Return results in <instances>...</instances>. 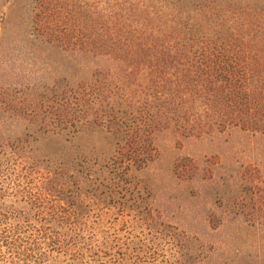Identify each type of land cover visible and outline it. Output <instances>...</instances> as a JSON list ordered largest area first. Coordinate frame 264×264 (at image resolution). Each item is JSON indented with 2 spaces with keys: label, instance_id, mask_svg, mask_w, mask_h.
I'll return each instance as SVG.
<instances>
[{
  "label": "trees",
  "instance_id": "obj_1",
  "mask_svg": "<svg viewBox=\"0 0 264 264\" xmlns=\"http://www.w3.org/2000/svg\"><path fill=\"white\" fill-rule=\"evenodd\" d=\"M181 6L182 0H35L32 42L111 61L71 91L41 129L102 126L116 137V175L147 167L157 155L153 136L165 129L196 137L230 128L264 135V16L224 14L196 21L213 29H194ZM26 143L19 138L20 148L12 146L18 155L0 163L1 198L15 196L43 217L21 222L14 207L2 212L0 264H43L52 252L75 259L84 254L80 247L93 253L84 246L85 213L65 202L70 173L18 152ZM253 171L244 175L250 198L231 212L233 231L220 247L225 255L236 249L235 258L243 256L242 238L264 256V173Z\"/></svg>",
  "mask_w": 264,
  "mask_h": 264
},
{
  "label": "rangeland",
  "instance_id": "obj_2",
  "mask_svg": "<svg viewBox=\"0 0 264 264\" xmlns=\"http://www.w3.org/2000/svg\"><path fill=\"white\" fill-rule=\"evenodd\" d=\"M34 6L35 0H0V163L18 155L12 146L19 149L20 138L27 143L18 152L66 168L72 196L65 202L85 213L84 246L93 251L80 247L84 254L75 259L52 252L43 264H264L244 238L238 243L243 256L220 249L233 231L231 212L251 195L244 175L255 166L264 173V135L230 128L196 137L165 129L153 136L157 155L147 167L116 175V137L102 126L60 134L41 129L71 91L111 61L32 42ZM238 13L264 16V0H182L179 11L194 20V29L214 26L196 21ZM16 200L2 199L0 190V220L11 206L21 222L42 221Z\"/></svg>",
  "mask_w": 264,
  "mask_h": 264
}]
</instances>
